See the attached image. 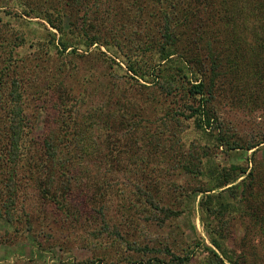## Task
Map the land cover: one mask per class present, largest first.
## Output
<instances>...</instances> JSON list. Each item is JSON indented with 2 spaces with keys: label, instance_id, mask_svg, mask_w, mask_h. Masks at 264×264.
Returning a JSON list of instances; mask_svg holds the SVG:
<instances>
[{
  "label": "rangeland",
  "instance_id": "374dc122",
  "mask_svg": "<svg viewBox=\"0 0 264 264\" xmlns=\"http://www.w3.org/2000/svg\"><path fill=\"white\" fill-rule=\"evenodd\" d=\"M132 1L0 0V138L12 107L21 105L23 130L31 131L22 159L32 161L30 171L22 163L15 170L17 211L11 224L0 220V264H178L173 256L210 264L208 248L220 254L211 241L220 230L240 264H264V148L246 149L264 140V10L252 9L258 0H230L228 17L210 8L201 18L188 15L192 24L172 58L189 81L205 84L203 98L217 121L204 132L189 117L182 73L157 64L151 32L147 38L143 29L165 31L168 10L137 0L148 5L136 24L127 17ZM175 11L174 19H183ZM120 24L124 30L115 31ZM213 26L224 38L218 44ZM116 33L123 47L113 45ZM133 38L139 47L132 51L147 63L135 65L144 78L125 63ZM216 135L241 148L218 145ZM45 139L66 159L39 166ZM232 165L246 168L245 176L254 172L244 209L208 215L199 202L205 187L220 181L209 167ZM191 169L203 171L196 177ZM229 186L212 193L235 206L242 188Z\"/></svg>",
  "mask_w": 264,
  "mask_h": 264
},
{
  "label": "trees",
  "instance_id": "16d2710c",
  "mask_svg": "<svg viewBox=\"0 0 264 264\" xmlns=\"http://www.w3.org/2000/svg\"><path fill=\"white\" fill-rule=\"evenodd\" d=\"M136 2L137 0L132 1L133 4L131 5V12H129V16L127 17L128 19L131 20V22L137 24L136 21L141 19V15L143 14L142 12L143 10L146 9L148 4L140 6V5H135ZM157 2H158L157 4H159L164 9H167L168 11L166 10L164 11L165 13L163 17L166 20L165 31H162L161 28H158L156 29L154 33H152V31H150L151 29H153L152 25L151 26L145 25L143 28L146 31L147 38H148V33L151 32L149 35V39H148L149 43L151 44L150 50H153V49L156 50L158 54L157 64L164 65V68L168 69L169 71L172 70L173 68L172 66L175 65L176 69L174 70L182 73L181 78L185 80V82L184 84L181 85V87H183L184 95L191 98L190 107L188 108L189 117L196 118L198 127H200V129L205 132L206 130L212 128V124H213L212 122H214V119H215V122L217 121V117H215L212 120L213 116L212 114H210V110L207 109L208 108L207 101L206 99L203 98V93L205 91V84L201 80H197V79L194 80L196 83L189 81L187 77L188 75L184 71V66L178 65L177 61L179 60L173 59L172 56L175 53V48L177 47V43L181 41L180 38L182 36L183 30H185V28L187 27H190L192 24V19L189 18L188 16L189 14L191 15L194 14L193 15V18H194L197 13L199 14L198 15L199 18H201V15L203 13L202 9L205 10L207 8L208 9L210 8L211 10H214V11L221 10L222 13L226 15V17H228L226 13H229L227 11H229V9L232 8L231 5H233V3H230V0H194V1L192 0H157ZM193 2L197 3L199 7L195 6ZM212 3H214V5H217L218 8L212 9L210 6L212 5ZM201 5H202V8H200ZM164 6H167V7H164ZM171 7L174 10L169 9ZM252 9L257 14L260 12H263L264 0H258V3L254 5ZM175 10H181L182 12H184L183 19H180V20L174 19V15L176 13ZM146 14L152 15V13H146ZM217 15H221V14L217 13ZM219 18L220 17H217L216 20L215 19L213 20V22H215V25L217 26H219V23L217 22ZM47 20L49 23H52L48 19V17H47ZM144 20H145V17L143 21ZM171 20L174 22V25H172V27H170V24H169ZM262 28L264 29V21L262 24ZM218 29L219 28H217L216 26H213L212 28L213 32H215L213 39H215L216 44L224 40V38L220 36L221 31L219 32ZM119 30H124V27L122 24H120L118 27H115V31H119ZM157 36H159L160 40L154 41L157 38ZM111 38L114 39L113 41L114 46L116 47H119L120 45H121L120 47L124 46L122 45L123 43L120 42L121 37L119 33L112 35ZM94 39L95 38H93L89 42L90 45L94 44V41H93ZM136 40L133 38V40L130 42V44L132 43V47H130V44L127 47L129 52L127 53L128 57L127 59H125L126 60L125 63L127 64L128 69L131 72H133V74H136L139 78H144L146 77V75L142 73L143 71H140L139 69L135 68V65H138L139 66L138 68L147 66V63H145V61H142L141 57H139V53L137 52L134 53L131 49L133 47H136V48L139 47V45L136 43ZM139 40L141 41L140 37H139ZM140 41H138L139 44L144 43V41H141L142 43H140ZM148 41L145 42V44H149ZM60 44L63 45V49L66 50L67 46L64 44V42H60ZM106 44H109V43L107 42ZM154 44H156L157 47H152L154 46ZM259 45L260 46L264 45V38L262 39ZM255 75H256L257 80L263 77V75L257 71L255 72ZM13 85H15V83ZM165 88L167 89V92H170L171 88L170 89L167 87ZM15 89H16L15 91L16 95L14 96V99L15 101H20V98H21L20 93L17 87ZM7 95L9 96L10 93ZM197 96H200V97H197ZM11 102L13 101L11 100ZM8 103L10 102L8 101ZM12 108H11L12 109L11 111H14L15 114L12 117H9L10 121L8 120V123H7V130H6L5 137L0 138V166H1L0 167V188L3 189V191L2 189L0 191V220H4L8 225L11 224L12 221H15L14 219L15 217L13 214L15 211H17V205H16L17 177H16L15 170L18 167L22 168L21 166H19L20 163H22L23 166L27 168L28 171L30 170L26 166V164H29L30 166H32V161L29 159V157H25L24 159H22V151L24 150L26 143L31 142L30 138H28V134H30L31 131L26 132L23 130L25 127L24 125L25 122H23L22 119L20 118L21 116L20 114L22 112L21 105L16 104ZM215 138H216L218 145H226L227 148H230V149L241 148V146H239V144H237L236 141L234 140L229 141L230 139H226L224 136L220 137L219 135H216ZM3 139L6 140V142L4 140L5 144L3 143ZM256 146H262L261 148H264V140H260L251 145H246V149L250 150V149L255 148ZM44 149H46L44 151L45 153L39 157V163H38L39 166H41L42 164L43 165L47 164L49 162L51 163L52 162L51 159L55 158L56 156L60 157L61 155H63L64 158L66 159L67 153L61 152L58 148L55 149L54 145L52 144L50 140L49 141L47 139L44 140ZM38 170H40V167H38ZM195 170L196 169H191V173L196 174V177L200 175L198 172L203 171V170H199L197 172ZM220 170H218L217 168L209 167V171L212 174V178L213 176H215V178H217V180L220 179V181H218L211 187H205L207 188L203 191L205 192V196L202 197L199 202L200 208L203 209L205 212H207L208 215L212 214L215 211L219 213V215L217 216H222L225 213L236 211L238 210V208L244 209V206H245L244 202L246 198V194H244V189L249 188L246 182L248 179H252L254 175V172L251 169V171L248 172L247 175L245 176L244 174L247 172L246 168L240 167L238 165H232L229 167V169L224 168ZM208 174L205 173L203 175L208 176ZM242 175H244L245 177L242 178L238 183L233 184L235 180L237 178L242 177ZM23 177L25 178V176ZM228 185H230L229 187H227V190L229 192L238 187L242 188V191H241L242 197L239 199L238 203L235 206L230 205V203H228L225 200L222 193H221V196H218V198H216V195L212 193L214 190L221 189ZM232 193L233 195H235L234 191ZM45 194L47 193L45 192ZM138 196L140 197V192L138 193ZM24 217H25L24 221L30 225V217H28V215L26 214L24 215ZM223 238L224 236L220 230V231H217V237L211 240L213 246L220 252V254H218L213 249L208 248L211 255L213 256V259L210 261V264H218V263L226 264L224 263V260H227L229 264H240L239 261L233 258L232 256H230V254L226 250L222 242ZM0 240H1V234H0ZM174 259H176L178 264H186L188 260V259H183L178 256H173L172 260ZM154 261L155 262L150 261L147 264H156V263L158 264L161 262L163 263V261L157 260V259H155ZM140 264H143V263H140Z\"/></svg>",
  "mask_w": 264,
  "mask_h": 264
}]
</instances>
